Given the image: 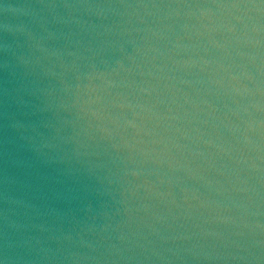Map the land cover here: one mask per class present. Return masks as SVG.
I'll use <instances>...</instances> for the list:
<instances>
[{"label": "water", "instance_id": "water-1", "mask_svg": "<svg viewBox=\"0 0 264 264\" xmlns=\"http://www.w3.org/2000/svg\"><path fill=\"white\" fill-rule=\"evenodd\" d=\"M264 150L260 0H24Z\"/></svg>", "mask_w": 264, "mask_h": 264}, {"label": "snow or ice", "instance_id": "snow-or-ice-1", "mask_svg": "<svg viewBox=\"0 0 264 264\" xmlns=\"http://www.w3.org/2000/svg\"><path fill=\"white\" fill-rule=\"evenodd\" d=\"M260 2H261L262 4H264V0H260Z\"/></svg>", "mask_w": 264, "mask_h": 264}]
</instances>
